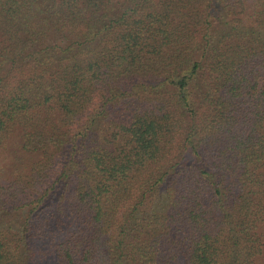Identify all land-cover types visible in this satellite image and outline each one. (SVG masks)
<instances>
[{
    "label": "trees",
    "instance_id": "1",
    "mask_svg": "<svg viewBox=\"0 0 264 264\" xmlns=\"http://www.w3.org/2000/svg\"><path fill=\"white\" fill-rule=\"evenodd\" d=\"M0 264H264V0H0Z\"/></svg>",
    "mask_w": 264,
    "mask_h": 264
}]
</instances>
